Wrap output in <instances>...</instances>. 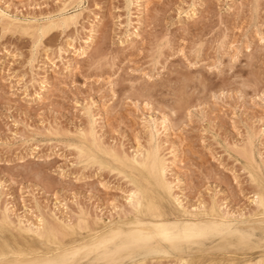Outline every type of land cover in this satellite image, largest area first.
Here are the masks:
<instances>
[{
  "label": "rangeland",
  "instance_id": "1",
  "mask_svg": "<svg viewBox=\"0 0 264 264\" xmlns=\"http://www.w3.org/2000/svg\"><path fill=\"white\" fill-rule=\"evenodd\" d=\"M75 1L0 0V12L3 11L5 16L21 23L26 20L35 22L39 20L37 24L44 25L48 22V16L55 15L57 12L54 13V11L60 8L56 7L57 2L62 7L66 3L75 5ZM241 2L246 4L249 0H83L82 3L87 5V9L81 13L83 17L79 22L81 38L77 43V48L85 47L83 41L88 38L85 29L87 28L90 32L95 29L92 33L94 39L90 45L92 50L95 51L97 46L104 44L105 52L110 49H114V53L119 51L121 53L119 63L124 65L126 57L123 56L120 45L125 43L132 62L125 65L123 69L118 67L116 71H123L124 75H127L129 67L135 71L137 63L141 62V50L145 52L143 62H147L149 45L155 43L157 38L162 37L165 32L173 35L179 33V29L171 23L175 19L178 6L193 4L196 6L194 9L196 21H185V25L189 27V39H191L193 35L199 38L208 36L214 27H219L222 15L231 35L236 25L235 15L229 18L230 14L227 11L222 13L217 5L238 6ZM97 4L101 7H96ZM125 5H128L127 9ZM140 10L143 14L141 15L142 20L138 23L136 21L137 11ZM66 33L62 36L58 29H53L44 37L46 41L44 47H59L62 40L67 41L69 36L76 34L75 27L67 29ZM223 34L221 29L217 37H222ZM236 35L239 34L236 33ZM116 37L121 39H116ZM5 46L9 50L14 48L19 50L23 47V43L19 36H9L0 41V206L6 204L9 207L13 206L12 211L16 215H23L24 209L30 210L27 217L37 215L35 206H38L37 209H40L46 217L54 214L59 220L72 221L79 217L80 210L83 208L86 218L90 216L93 221L102 217L107 223L110 218L108 213L113 210L108 194L99 189V184L101 182L123 184L124 181L116 171L110 170L106 165L105 169L97 175V172L92 171L85 161L91 157L104 161L110 156L102 152H119L125 155L127 152V156L131 157L137 149L149 145L146 144L148 143L146 131L149 119L157 122V130L159 118L164 115L161 106L171 103V100L167 99V89L157 92L153 98L154 107L149 110L144 109L141 100L138 115L137 110L132 107L137 98H131L132 104L123 99V81L115 90L117 99L113 100L111 99L112 93L106 91L107 85L95 83L92 76L76 74L74 78L65 81L63 78L64 65H61L59 60L57 61L58 75L50 64L46 67V61L42 59H38V63L36 62L30 68H25L24 65L27 64L25 59L23 63L13 65L11 69L13 77L6 84L5 80L9 79V69L4 65V61L7 60L8 63L12 61L4 54ZM57 56H60V53ZM205 56L209 59L208 67H212L211 61L215 59V53L212 57H208L207 50H205ZM64 60L71 65L77 57L71 55L69 50ZM176 63H181V61L177 60ZM227 63H230L229 57L221 53L220 65L225 66ZM169 65L171 70L173 66L171 61ZM193 72H198L215 87L210 86L205 89L198 81L190 78L187 84H178L177 87L188 89L192 96L193 107H197V99L205 98L206 102L212 103V107L206 110L203 123L193 121L192 125L184 128L177 120L175 124L170 125L172 130L164 131L161 127L157 130L160 132L158 140L156 139V142L159 141L158 149H161L159 156L164 165H168L170 169L166 171L165 178L169 179L170 184L175 185L176 194L186 196L184 202L187 205H195L197 196L203 189L205 197L208 191H212L216 195L218 204L226 205L229 213H237L240 210L246 213L251 206H246V202L232 192L234 185H231V172L234 168L239 169L235 152L230 149V144L237 139L232 131V115L235 112L237 123H244L254 129L255 155L259 161L260 154L264 151V142L260 136V120L264 113H261L260 108L256 106L260 102H254L252 93L246 89V98L243 101L233 95L231 98H225L224 103L216 106L214 102H211V97L214 92L219 95L223 80L218 79L215 71L208 72L207 67H201ZM231 72L241 79L252 76L258 82L261 77V65L258 60L254 65H249L245 54L238 58ZM33 74L35 84L32 83ZM228 75L230 74L225 70V76ZM20 76H24L28 81L29 97L26 99L23 98L22 87H17ZM96 79L99 77L97 76ZM104 79H107V73ZM173 79L179 81L182 78L173 77ZM256 94L258 95L259 92L257 91ZM37 96L40 99L33 103L32 99ZM77 105L80 107L78 108ZM184 112L186 114V108ZM184 118L182 116L180 119ZM142 120L145 121L143 124ZM92 126L93 129H91ZM12 132L16 133V139H13ZM92 132L97 135H93L95 139L98 137L97 142L101 143H99L100 150L94 149L90 144L89 134ZM21 137L25 140H34V142L27 146L20 139ZM202 139L205 141L204 144L200 142ZM103 146L111 147L105 149ZM78 147L84 152V158H80V153L76 151ZM33 149L36 151L33 152ZM230 153L232 159H229ZM216 161L223 163L228 171H223ZM111 165L114 166L113 163ZM170 171L173 172L172 175ZM61 172L66 177L63 180L60 178ZM72 177L79 179H72ZM114 195L118 196L119 193ZM11 219L14 220L12 216ZM3 236L9 239V235ZM226 255L222 256L220 253L204 256L193 254L189 258L195 260L229 258Z\"/></svg>",
  "mask_w": 264,
  "mask_h": 264
},
{
  "label": "snow or ice",
  "instance_id": "2",
  "mask_svg": "<svg viewBox=\"0 0 264 264\" xmlns=\"http://www.w3.org/2000/svg\"><path fill=\"white\" fill-rule=\"evenodd\" d=\"M217 6L221 8L222 13L227 11L230 14L229 18L235 15L236 25L231 35L222 15L219 27H214L208 36L199 38L193 35L189 39L190 31L185 21H196L194 11L196 6L194 4L178 6L175 19L171 23L179 29V33L173 35L165 32L155 43L149 45L147 62H143L145 52L141 50V62L137 63L135 71L129 67L127 75H124L123 71H116L118 67L123 69L132 62L125 43L120 45L123 56L126 57L124 65L119 63L121 53L119 51L114 53V49L105 52L104 44H100L93 51L90 45L94 37L87 28L85 34L88 35V39L83 41L85 47L77 48L81 38L79 23L83 18L81 13L87 9V5L83 3L75 5L66 3L61 7L58 2L57 7H60V12L48 17V23L42 26H36L35 21L23 23L14 21L0 12V41L9 36H19L23 43V47L19 50L15 48L9 50L5 46L4 54L12 61V63L4 61V65L9 69V79L5 80V83H9L13 77L11 72L13 65L23 63L25 59L27 60L25 68H30L38 59H42L47 61L58 75L59 60V63L64 65L65 81L74 78L76 74L92 76L95 83L107 85L106 91L112 93L113 100L117 99L115 90L123 81V99L132 104L131 98H137L132 107L137 110L138 115L141 100L144 109L149 110L154 107L153 98L157 92L167 89V99H170L171 103L161 106L164 115L159 121V127L173 125L179 120L184 128H188L193 121L204 122L206 110L212 107V103L206 102V98L197 99V107H193L191 93L187 88H178L177 85L187 84L190 78L198 81L205 89L210 86L214 88L213 83L205 80L198 72H193L201 67H207L208 72L215 71L218 79L223 80L222 90L219 95L213 93L211 102L219 106L224 103L225 98H231L233 95L243 101L247 89L252 93L253 101L260 102L256 106L260 108L261 113H264V0H249L248 3L241 2L238 6L227 4ZM96 7L99 8L101 5L97 4ZM127 7L128 5H125V9ZM72 27H75L76 34L69 36L67 41L62 40L59 47H44L46 43L44 37L53 29H58L63 36L66 30ZM221 29L223 36L217 37ZM116 39L121 38L116 37ZM69 50L71 55L77 57L71 65L64 60ZM205 50L208 57H212L215 53V59L211 61L212 67H208L209 59L205 56ZM57 52L60 53L59 57ZM221 53L230 59V63L226 66L220 65ZM245 54L249 65H254L257 60L260 62L261 77L258 82L252 76L241 79L231 72L238 58ZM177 60L181 63L177 64ZM170 61L173 65L171 70ZM225 70L230 74L227 77ZM97 76L99 79H96ZM173 77L182 79L178 81ZM32 83H36L34 74ZM17 87H22L23 98L29 97L28 81L24 76H20ZM38 99L40 98L35 97L32 102ZM77 107L79 108L80 105ZM182 116L185 118L180 119ZM144 122L141 121L142 124ZM260 125V136L264 142V115L261 116ZM156 126L157 122L149 119L148 130L152 132L149 138L150 144L155 143L156 137L160 134L156 131ZM232 131L237 139L230 144V149L235 152L239 165L238 170L234 168L231 172V185H234L232 192L245 201L246 206H251L247 215L243 213L229 215L226 205L218 204L216 195L212 191H208L205 197L203 189L197 196L195 206L189 207L184 199L176 194L175 185L166 180L164 164L157 148L151 154L152 172L155 177L154 191L149 193L139 186L135 170L118 173L117 175L124 181L123 184L103 182L99 184V189L108 194L113 210L109 213L110 218L107 223L101 217L93 224L90 217H85L83 209L80 210L79 217L75 221L70 220L67 223L57 220L56 224H46L41 219L39 227L29 231L32 239L26 240L25 246L15 248L10 247L7 242L0 243V264H264V151L257 161L254 129L244 123H237L235 112L232 115ZM11 135L16 139L15 132ZM20 139L27 146L34 142L23 137ZM200 142L205 143L203 139ZM137 143L139 144V141ZM35 151L36 149H33V152ZM76 151L80 153V158H84L85 154L80 148ZM102 154L116 159L115 153L102 152ZM213 159L215 160L214 156ZM229 159H232L231 153ZM135 162L133 158L132 163ZM216 162L223 171H228L223 163ZM85 163L92 168V171L97 172V175L105 169L104 162L95 157L88 158ZM60 178L61 180L66 178L63 172ZM72 179L79 178L72 177ZM116 193L119 195H114ZM218 206L219 211H217ZM166 213L173 215L174 223L163 225L141 223L142 217H158ZM187 217H192V221L184 222ZM14 227L5 208L4 213L0 214V233H7ZM77 231L81 236L79 243L74 242ZM85 233L88 234L86 240L83 239ZM215 253H220L222 256L227 254L229 258L206 260L189 258L193 254L204 256Z\"/></svg>",
  "mask_w": 264,
  "mask_h": 264
},
{
  "label": "bare ground",
  "instance_id": "3",
  "mask_svg": "<svg viewBox=\"0 0 264 264\" xmlns=\"http://www.w3.org/2000/svg\"><path fill=\"white\" fill-rule=\"evenodd\" d=\"M126 1V0H125ZM62 2V1H61ZM60 2V3H61ZM71 2H72V0H71ZM76 2V4H79V3H82L83 2V0H76L75 1ZM58 3V2H57ZM65 3V2H64ZM128 3V2H127ZM70 4V3H69ZM130 4V3H129ZM139 7H140V4L138 5ZM145 6V5H144ZM56 7H57V5H56ZM6 9H7V7H6ZM57 9V8H56ZM60 8L58 9V11H54V13L55 12H57V13H59L60 12ZM3 12V11H2ZM138 12V15H137V22L138 23H140V21L142 20L141 19V15L143 14V13H141V10L140 11H137ZM4 13V12H3ZM53 13V12H52ZM49 14V13H48ZM6 15V14H5ZM47 16V15H46ZM53 16V15H52ZM45 17V16H44ZM49 17V16H48ZM51 17V16H50ZM35 18V17H34ZM33 18V19H34ZM39 19V18H38ZM13 20V19H12ZM17 20H19V19H17ZM23 20H25V19H23ZM30 20V19H29ZM41 20V19H40ZM42 20H43V17H42ZM45 20H46V18H45ZM14 21H16V20H14ZM26 21H28V20H26ZM39 21V20H38ZM38 21H36V22H38ZM48 23V22H47ZM46 23V24H47ZM46 24H44V25H46ZM36 26H42V25H38V24H36ZM94 26V25H93ZM95 27V26H94ZM93 30H95V29H92L91 30V33H93ZM90 32V31H89ZM95 32V31H94ZM67 34V33H66ZM67 36V35H66ZM140 38V37H139ZM88 39V38H87ZM67 40H68V38H67ZM140 40V39H139ZM139 42V41H138ZM141 43V42H140ZM57 54H59V53H57ZM57 57H59V56H57ZM73 59V58H72ZM45 62V61H44ZM38 63V62H37ZM46 63H47V61L45 62V65H46ZM48 65V64H47ZM70 65V64H69ZM227 65H228V63H227ZM210 66V65H209ZM226 66V65H225ZM73 84V83H72ZM42 88V87H41ZM43 92V91H42ZM43 95V94H42ZM37 97H39V96H37ZM43 97V96H42ZM41 97V98H42ZM35 98V97H34ZM41 103V102H40ZM107 106V105H106ZM107 108V107H106ZM104 109V108H103ZM144 113V112H143ZM154 114V113H153ZM88 117V116H87ZM160 117V116H159ZM148 119V118H147ZM161 119H163V116H161L160 118H159V121L161 120ZM148 121V120H147ZM89 122V121H88ZM93 123V122H92ZM147 123V122H146ZM149 123V122H148ZM94 124V123H93ZM147 126V125H146ZM148 128H147V135L146 136H148V138H146V139H148L147 141H148V143H146V144H149V145H145L144 147L145 148H140V149H137L136 151H135V153H134V155L133 156H127V152H126V155L125 154H119V152L118 153H115V155H116V159H112L111 158V156H109V157H107V158H105L104 159V157H103V159H104V164L110 169V170H112V171H116L117 172V174L118 173H121V172H124V173H128L129 172V170H135V173H136V176H137V180H138V184H139V186L143 189V190H145L146 192H149V193H151L152 191H154L155 190V177H154V175H153V172H152V153H154L155 151H156V149L158 148V143H159V141L158 142H155V143H153V144H150L149 143V138L152 136V132L151 131H149L148 129H149V124H148V126H147ZM83 129V128H82ZM84 129H86V127L84 128ZM83 129V130H84ZM91 129H93V126H92V128ZM158 129H159V126H158ZM157 129V130H158ZM164 131H170V129H171V126L169 125V126H167V127H164V128H162ZM80 130V129H79ZM156 130V131H157ZM172 130V129H171ZM80 131H82V130H80ZM79 131V132H80ZM41 132V131H40ZM161 132H162V130H161ZM173 132V131H172ZM82 133V132H81ZM160 133V132H159ZM95 134V133H94ZM93 134V132L91 133V134H89V139H90V144L93 146V148L94 149H98V150H100V146H99V143L97 142V138L98 137H96V139L94 138V135ZM167 134H169V133H167ZM175 134V133H174ZM80 135V134H79ZM96 135V134H95ZM97 136V135H96ZM168 136V135H167ZM171 136V135H170ZM87 137V136H86ZM158 137V136H157ZM157 137H156V139H157ZM169 137V136H168ZM176 137V136H175ZM175 137H174V140H176L175 139ZM103 138V137H102ZM89 139H87L86 138V140L87 141H89ZM173 139V138H172ZM158 140V139H157ZM146 141V142H147ZM76 143V142H75ZM74 143V144H75ZM84 144V143H83ZM101 144V143H100ZM161 144V143H160ZM85 145V144H84ZM139 145V144H138ZM152 145V146H151ZM77 145H75V147H76ZM86 146V145H85ZM140 146V145H139ZM138 146V147H139ZM149 146V147H148ZM88 147V146H87ZM111 147V146H110ZM110 147H104L103 146V148H105V149H107V148H110ZM141 147V146H140ZM143 147V146H142ZM148 147V148H147ZM159 147H160V145H159ZM79 148V147H78ZM114 148V147H113ZM113 148H111V149H113ZM164 148V147H163ZM88 149V148H87ZM110 149V150H111ZM114 150V149H113ZM119 150V149H118ZM135 150V149H134ZM159 150H161V149H159ZM74 151V150H73ZM91 152L93 151L92 149L90 150ZM108 151H109V149H108ZM115 151V150H114ZM116 152V151H115ZM122 153H123V151H122ZM76 154V153H75ZM32 156V155H31ZM35 156V155H34ZM33 156V157H34ZM97 156V155H96ZM32 157V158H33ZM78 157V156H77ZM98 157V156H97ZM29 158H31V157H29ZM28 158V159H29ZM133 158L135 159V163H132V160H133ZM180 158V157H179ZM174 161V160H173ZM111 163H113L114 164V166L113 165H111ZM164 164V163H163ZM168 166V165H167ZM166 165H164V168H165V173L167 174V170H170V169H168L169 167H167ZM111 171V172H112ZM167 171V172H166ZM172 171H174L173 169H172ZM176 172V171H175ZM171 175H172V173H171V171L169 172ZM170 175V176H171ZM173 175H175V174H173ZM168 176V175H167ZM176 176V175H175ZM174 177V176H173ZM118 178V177H117ZM182 178V177H181ZM175 179H177V177H175ZM178 179H179V177H178ZM169 179H167V181H168ZM122 182V181H121ZM170 182V181H169ZM168 182V183H169ZM2 184V183H1ZM182 188V187H181ZM1 189V188H0ZM1 192V191H0ZM215 193V192H214ZM2 195V194H1ZM178 196H180V197H182L183 199H185V197H183L182 196V194H177ZM67 204V203H66ZM192 204H194V202L192 203ZM59 205V204H58ZM189 205V204H188ZM65 206V205H64ZM190 207H192V206H195V205H189ZM36 207V210H37V215H35L34 217H27V213H29L30 212V210H25L24 209V214L23 215H16V214H14V212L12 211V209H13V206L12 207H9V205L7 206V204L6 205H3V206H0V214H3L4 213V210H5V208H7V214H8V216H9V218L11 219V216H12V218L14 219V220H12L11 219V221H12V224L13 225H15V227L14 228H12V229H10L7 233H0V243H4V242H7L8 244H9V246L10 247H15V248H20V247H23V246H25V244H26V240H31L32 238L29 236V231L30 230H32V231H34L37 227H39V221L41 220V219H43L44 221H45V223L46 224H56V222H57V220H59L54 214H52L51 216H49V217H46V215L42 212V211H40V209H37V207L38 206H35ZM58 207V206H57ZM55 208H56V206H55ZM83 209V208H82ZM244 209V208H243ZM63 210H65V209H63ZM235 210V209H234ZM217 211H219V206H218V209H217ZM76 212V211H75ZM74 212V213H75ZM87 212H88V210H87ZM245 212V211H244ZM229 213V212H228ZM234 212H230L229 213V215H231V214H233ZM237 213H242V211L240 210L239 212H237ZM247 213L248 212H246V213H243V214H245V215H247ZM109 214V213H108ZM114 214V213H113ZM31 215V214H30ZM62 215V214H61ZM69 216V215H68ZM79 216V215H78ZM90 217V216H89ZM91 217H92V215H91ZM95 217V216H94ZM50 218V219H49ZM88 218V217H87ZM99 218V217H98ZM98 218H96L95 220H93L92 222H93V224H94V222L98 219ZM33 219V220H32ZM62 221H64L65 223H67L68 221H70V220H68V219H63ZM192 221V217H187V218H185V221L184 222H191ZM175 222V218L173 217V215L171 214V213H166V214H164V215H161V216H158V217H147V218H144V217H142L141 218V223H148V224H161V225H163V224H172V223H174ZM103 227V225H101V228ZM7 234V236L9 235V239H6V237L5 236H3V235H6ZM83 239H88V234L87 233H85L84 234V236H83ZM80 240H81V236H80V233H79V231H77V236L74 238V242H76V243H79L80 242ZM227 256V255H226ZM228 257V256H227ZM193 259V258H192ZM224 259H228V258H224ZM257 259H259V256L257 257Z\"/></svg>",
  "mask_w": 264,
  "mask_h": 264
}]
</instances>
